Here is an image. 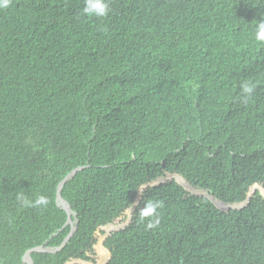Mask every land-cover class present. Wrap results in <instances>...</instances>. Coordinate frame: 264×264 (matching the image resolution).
Segmentation results:
<instances>
[{"label": "trees", "instance_id": "obj_1", "mask_svg": "<svg viewBox=\"0 0 264 264\" xmlns=\"http://www.w3.org/2000/svg\"><path fill=\"white\" fill-rule=\"evenodd\" d=\"M105 2L0 8V264H264V0Z\"/></svg>", "mask_w": 264, "mask_h": 264}, {"label": "clouds", "instance_id": "obj_2", "mask_svg": "<svg viewBox=\"0 0 264 264\" xmlns=\"http://www.w3.org/2000/svg\"><path fill=\"white\" fill-rule=\"evenodd\" d=\"M9 2L10 0H0V8L8 7ZM108 10V5L105 0H85V6L82 11L88 16L104 17L107 15ZM255 38L257 41L264 42V18H261L256 22ZM241 87L244 94L250 95L253 92L255 85L245 82ZM18 200L26 207L46 205L48 202L44 196H40L33 204V202L29 201L22 194L18 196ZM162 206V201L149 200L146 202L144 208L141 209L139 214L141 219L153 217V219L147 224L148 228H154L159 224L157 210Z\"/></svg>", "mask_w": 264, "mask_h": 264}, {"label": "water", "instance_id": "obj_3", "mask_svg": "<svg viewBox=\"0 0 264 264\" xmlns=\"http://www.w3.org/2000/svg\"><path fill=\"white\" fill-rule=\"evenodd\" d=\"M77 170H79V168L76 169V170H74L69 176L71 177L73 174H75V172H76ZM69 176H67L66 178H64V180L60 183L59 188H58V191H57V198H56L57 204H58L59 206H61V208L67 212V215H68V219H67V221H68V222H69V220H70L71 210H70L69 205H68V204L62 199V197H61V195H60V188H61V186H62V185L68 180V177H69ZM70 177H69V178H70ZM74 230H75V226L72 228L70 234L67 236V238L65 239V241H67V240L71 237V235H72V233L74 232ZM33 250H34V251H39V250H41V248H40V247H39V248H34ZM23 261H24L25 263H27V264H32L31 259H30V256H29V252H26V254H25L24 257H23Z\"/></svg>", "mask_w": 264, "mask_h": 264}]
</instances>
